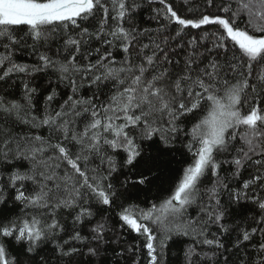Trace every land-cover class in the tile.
<instances>
[{"label":"snow or ice","instance_id":"6c2138e0","mask_svg":"<svg viewBox=\"0 0 264 264\" xmlns=\"http://www.w3.org/2000/svg\"><path fill=\"white\" fill-rule=\"evenodd\" d=\"M0 264H264V0H0Z\"/></svg>","mask_w":264,"mask_h":264},{"label":"trees","instance_id":"16d2710c","mask_svg":"<svg viewBox=\"0 0 264 264\" xmlns=\"http://www.w3.org/2000/svg\"><path fill=\"white\" fill-rule=\"evenodd\" d=\"M179 168H180V164H179V163L176 164V165L174 166V169H175V170L169 175V177H168V182H171V180H173V179L175 178L176 173H177V171L179 170ZM167 187H168V183L166 182V183L161 187V190L163 191V190L166 189ZM152 194H153V195L155 194V189H153ZM141 199H143V196L141 197ZM175 256H176V253L173 252V257H175Z\"/></svg>","mask_w":264,"mask_h":264}]
</instances>
